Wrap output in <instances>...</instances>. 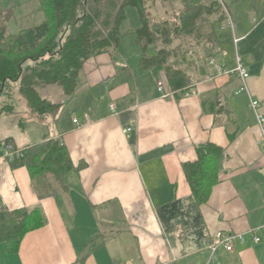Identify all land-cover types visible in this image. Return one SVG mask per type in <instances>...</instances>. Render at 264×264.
<instances>
[{"label": "crops", "instance_id": "obj_1", "mask_svg": "<svg viewBox=\"0 0 264 264\" xmlns=\"http://www.w3.org/2000/svg\"><path fill=\"white\" fill-rule=\"evenodd\" d=\"M219 1L228 18L209 17L219 42L216 64L204 61L202 50L188 54L194 83L183 91L173 92L161 66H140L134 40L130 51L120 45L89 58L75 94L39 86L42 98L59 104L51 112H33L18 91L12 95L14 108L24 101L28 114L19 132L5 128L0 138H14L17 149L60 140L74 168L66 187L45 174L41 187L51 193L41 197L27 167L0 158V225L7 210L19 207H40L46 216L17 252L0 244V264H264V144L250 102H264V0ZM40 6V0H0L8 33L42 23ZM236 51L250 73L249 93L236 94L239 78L217 72L219 65L234 67ZM160 81L169 95L159 91ZM27 121L35 122L31 129ZM206 142L224 153L219 180L200 203L183 163L196 161V147ZM218 231L245 233L246 241L212 252Z\"/></svg>", "mask_w": 264, "mask_h": 264}, {"label": "trees", "instance_id": "obj_2", "mask_svg": "<svg viewBox=\"0 0 264 264\" xmlns=\"http://www.w3.org/2000/svg\"><path fill=\"white\" fill-rule=\"evenodd\" d=\"M164 1L173 4L177 0ZM179 1L182 8L175 22L153 21L148 0H40V10L45 14L42 23L14 33H8L6 22L2 23L0 117L14 111L10 100L16 91L33 112L40 114L55 110L59 104L42 98L39 86L60 85L66 95L75 94L84 63L92 56L119 49L128 7L136 8L139 16L135 40L140 66H161L175 93L189 88L194 81L185 64L187 55L194 52L191 48L201 47L206 62L216 56L219 42L213 22L206 17L216 15L217 21H223L228 16L227 8L219 0L208 5L202 0ZM150 46L156 48V54H147ZM213 106L219 108L216 113H221L219 101ZM12 141L0 138V158ZM19 150L21 154L12 161V166L27 167L41 197L51 193L41 187L47 173L55 174L66 187L65 176L74 163L60 140L39 141ZM196 151L197 160L183 163V169L195 199L201 203L208 199L212 186L219 180L218 163L224 148L206 142L198 145ZM45 224L46 216L40 207L7 210L6 221L0 225V244H5L10 252H17L24 236Z\"/></svg>", "mask_w": 264, "mask_h": 264}, {"label": "rangeland", "instance_id": "obj_3", "mask_svg": "<svg viewBox=\"0 0 264 264\" xmlns=\"http://www.w3.org/2000/svg\"><path fill=\"white\" fill-rule=\"evenodd\" d=\"M147 6H149V13L153 21H162V20H169L170 22H175L176 18L179 15V12L182 8V4L179 0L174 1L173 4H169L167 1L164 0H148ZM127 13V20L123 25L122 35H121V46L122 48H126L128 51L131 50L134 40H135V30L140 25L139 16L137 9L134 7H128L126 9ZM8 16L0 17V25L2 23L5 24L6 19ZM209 19V17H206ZM35 20V19H34ZM210 20V19H209ZM34 23V22H32ZM37 23V22H35ZM14 25V24H13ZM12 25L11 31H17V27ZM34 25V24H33ZM209 26V24H206ZM1 27V26H0ZM19 27H22L20 24ZM24 27V26H23ZM176 44V43H175ZM195 51L196 54L199 55L201 47H193L191 48ZM156 48L154 46H150L147 54L154 55L156 54ZM15 112L10 115L3 116L2 120L0 121V134L3 133L5 128L10 132L17 133L20 131L18 127V121L21 117L28 114V108L26 104L21 101L16 102ZM34 121H27V126L31 129L32 124ZM14 141L15 139L11 137Z\"/></svg>", "mask_w": 264, "mask_h": 264}, {"label": "built area", "instance_id": "obj_4", "mask_svg": "<svg viewBox=\"0 0 264 264\" xmlns=\"http://www.w3.org/2000/svg\"><path fill=\"white\" fill-rule=\"evenodd\" d=\"M237 41V39H236ZM212 64H216L215 60H211ZM247 67L242 55L236 51L235 54V65L233 68H227L224 66H217V72L219 74H225L231 77H237L241 81V85L238 90L235 92L236 94H240L242 92L249 93L247 79L250 76L249 71H247ZM159 91L163 96H167L164 90V82H158ZM251 107L256 115L257 123L262 135V139L258 141L259 144H264V102L259 100L253 99L250 97ZM111 108H114V104L111 105ZM74 122L77 123L78 119H74ZM126 131H131V128L126 129ZM5 155L4 157L8 161H13L16 157H19L21 154V150L16 149L14 145L7 144L5 147ZM253 231H249L252 233ZM253 239L256 242H260L261 238L254 234ZM236 240L241 241L244 243L246 241L245 233H232V232H224L218 231L214 237L213 242L209 245V248L212 252L217 251L220 247L225 248L227 251H232L234 249V243Z\"/></svg>", "mask_w": 264, "mask_h": 264}, {"label": "bare ground", "instance_id": "obj_5", "mask_svg": "<svg viewBox=\"0 0 264 264\" xmlns=\"http://www.w3.org/2000/svg\"><path fill=\"white\" fill-rule=\"evenodd\" d=\"M11 33V32H10Z\"/></svg>", "mask_w": 264, "mask_h": 264}]
</instances>
